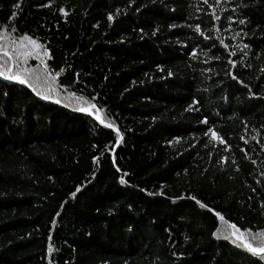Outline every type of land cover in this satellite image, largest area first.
<instances>
[{
    "label": "trees",
    "instance_id": "obj_1",
    "mask_svg": "<svg viewBox=\"0 0 264 264\" xmlns=\"http://www.w3.org/2000/svg\"><path fill=\"white\" fill-rule=\"evenodd\" d=\"M209 3L220 20L203 0H0V34L42 44L60 92L0 77V264H264L215 216L264 238V0Z\"/></svg>",
    "mask_w": 264,
    "mask_h": 264
},
{
    "label": "snow or ice",
    "instance_id": "obj_2",
    "mask_svg": "<svg viewBox=\"0 0 264 264\" xmlns=\"http://www.w3.org/2000/svg\"><path fill=\"white\" fill-rule=\"evenodd\" d=\"M131 3H134L135 0H130ZM221 0H215L216 4H219ZM203 3L205 5H208L209 8H212L213 11L211 13V16L215 20H220L221 17L216 14L215 12V5L210 4L209 0H203ZM16 7H19V4L16 5ZM60 11L64 12V9H60ZM117 12H119V9H117ZM65 15L67 13L65 12ZM108 20L113 21L114 16L112 13L108 14ZM229 23H233L231 17H228ZM240 24H245L246 21L244 19H239L238 21ZM172 27H175L173 25ZM189 27L194 28V31L199 33L200 36L204 37L205 39H210L209 36L205 34V32L202 30L200 24L190 25ZM16 29L13 27L11 29V32H15ZM217 31H220L219 28H217ZM237 36L239 33L236 34ZM247 35V33H245ZM224 48L227 49L229 47L228 44H224L223 40L220 41ZM244 49L249 48V44L243 45ZM48 51L44 48L42 44H40L36 39L31 37L28 34H22L16 39H12L11 35L9 33V29L5 27L3 29V33L0 34V77H2L4 80L7 81H16L20 85H25L27 88L31 89L32 92H34L37 96L41 97L44 100H50L53 99L52 93L55 92L56 96L58 97L60 95V92L58 89L53 88V82L55 81L56 77L58 76V73L53 74L48 69L47 63L44 61L43 57L48 56ZM193 57L196 56V52H192ZM230 55L235 56L236 53L232 52ZM30 57H34L37 60L40 61L41 65H43V72L38 71L36 68H29L28 60ZM218 58V57H217ZM229 64L233 66V68L236 66V61L229 60ZM261 71H264V69H261ZM171 75V73H169ZM233 79H237L236 76H232ZM241 84L244 83V81H239ZM247 87V85H245ZM7 95V93H5ZM75 98L80 106L77 108L80 112H87L89 114H92L95 116V119L98 120L101 124H105V119L99 115L100 112L103 110L98 108L94 103H92L90 100H85L83 97H76L75 93H69L68 97L66 99ZM55 102L57 104L61 103V100L59 98L55 99ZM196 103V101H194ZM67 106V105H65ZM193 106L189 105V108L186 109V111H192ZM201 123L207 125L208 120L207 118L203 119ZM106 127L108 128H114L113 123H107ZM118 138L122 139V136L119 133V129H116ZM206 136H211L213 139H221V142H223L222 138L218 136L217 131L208 128V130L205 132ZM243 139V137H241ZM253 139H256V137H253ZM179 138H177V141ZM259 143V141H257ZM98 160L97 158H94ZM227 160V158H225ZM253 164L256 163L255 160L252 161ZM120 183L124 184L126 181L121 177ZM79 191V189H77ZM255 191V189H253ZM151 194V193H150ZM162 194V193H161ZM75 195V193H73ZM180 197H178L179 199ZM193 200L196 201V203L200 206V208H208V205L200 202L196 199L195 196L192 197ZM264 206V205H262ZM211 211V209H209ZM215 216L219 218L220 221H223L225 225L227 226L225 231L228 233L224 236L225 239H232V242L235 244L237 242L243 241L242 244L239 246L246 248V250L255 255L259 256L260 259H264V238L260 239L259 246H253L252 243L248 242L247 238L245 237V231L248 232L249 235L251 234L250 230H241L235 223H229L225 217L220 212H215ZM219 231V229H217ZM213 235H216V233H213ZM260 237H264V233L259 234ZM219 238V237H217ZM53 251V247L51 244L48 246V252L51 253ZM49 264H52L51 260L49 261Z\"/></svg>",
    "mask_w": 264,
    "mask_h": 264
}]
</instances>
